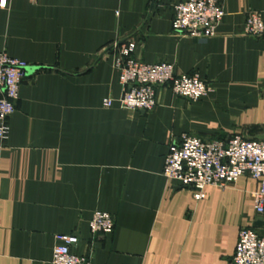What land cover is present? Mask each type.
I'll list each match as a JSON object with an SVG mask.
<instances>
[{"label": "crops", "instance_id": "1", "mask_svg": "<svg viewBox=\"0 0 264 264\" xmlns=\"http://www.w3.org/2000/svg\"><path fill=\"white\" fill-rule=\"evenodd\" d=\"M182 1L0 0V51L37 68L0 143V264H51L59 235H78L73 252L92 264H233L240 230L264 222L248 177L198 199L163 175L183 135L264 140V36L244 34L264 0H222L210 38L174 31ZM124 41L146 64L198 75L208 95L160 87L151 112L105 108L123 94ZM96 212L114 216L111 234L92 236Z\"/></svg>", "mask_w": 264, "mask_h": 264}, {"label": "built area", "instance_id": "2", "mask_svg": "<svg viewBox=\"0 0 264 264\" xmlns=\"http://www.w3.org/2000/svg\"><path fill=\"white\" fill-rule=\"evenodd\" d=\"M221 2L185 0L176 4L172 21L174 31L198 38L215 36L225 16ZM244 34L264 36V13L248 12ZM136 48L131 41L115 44L114 68L119 73L123 94L118 100H104L105 108L118 103L124 110L151 112L157 106L156 91L160 87L169 88L175 95L193 102L208 95L209 85L198 75L178 73L175 65L169 62L146 64L134 56ZM28 67L6 51H0V143L9 139V120L16 112ZM163 175L175 185L191 190L198 199L205 198L209 187L224 188L248 177L258 184L253 194L255 213L264 217V140H247L237 135L227 141H207L183 135L180 143L170 146ZM114 228V216L94 213L90 221L92 236L109 235ZM56 241L51 264H92L88 256L73 252L80 241L78 235H59ZM233 264H264V234L252 227L242 228Z\"/></svg>", "mask_w": 264, "mask_h": 264}, {"label": "water", "instance_id": "3", "mask_svg": "<svg viewBox=\"0 0 264 264\" xmlns=\"http://www.w3.org/2000/svg\"><path fill=\"white\" fill-rule=\"evenodd\" d=\"M35 69L37 68H34V67H28L26 68V72H30V71H34ZM264 227V222L263 220H257V222L254 224V228H259V229H262Z\"/></svg>", "mask_w": 264, "mask_h": 264}]
</instances>
